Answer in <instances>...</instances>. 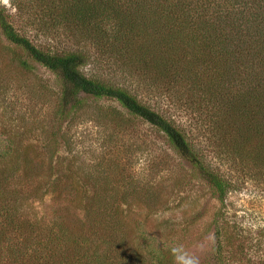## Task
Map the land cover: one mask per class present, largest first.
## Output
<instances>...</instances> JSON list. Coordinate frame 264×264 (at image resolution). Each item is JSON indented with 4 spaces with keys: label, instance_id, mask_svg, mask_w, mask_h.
Instances as JSON below:
<instances>
[{
    "label": "trees",
    "instance_id": "16d2710c",
    "mask_svg": "<svg viewBox=\"0 0 264 264\" xmlns=\"http://www.w3.org/2000/svg\"><path fill=\"white\" fill-rule=\"evenodd\" d=\"M22 2L40 7L39 14L54 27H62L73 47L36 45L0 9L2 34L25 55L17 59L21 67L30 70L27 59L36 62L59 83L53 109L57 129L45 142V164L24 157L17 165L0 167V264H174L169 247L156 243L147 222L128 203L121 205L128 194L138 204L150 205V186L131 192L108 187L113 180L107 170L82 176L92 183L90 191L58 187L52 171L59 150L55 137L61 133L67 144L61 123L76 120L89 99L116 100L129 116L116 118L114 113L115 122L140 119L164 133L223 202L231 183L195 153L170 118L141 101L127 85L88 76L82 68L95 50L150 85L189 84L215 105L216 141L264 172V0H10L16 8ZM10 150V146L0 149V163L9 160ZM18 169L25 179L38 182L27 198L53 193L47 216L32 219L23 213L26 197L19 196L12 184ZM62 176L74 179V172L68 168ZM213 259L214 264H223L219 240Z\"/></svg>",
    "mask_w": 264,
    "mask_h": 264
},
{
    "label": "rangeland",
    "instance_id": "374dc122",
    "mask_svg": "<svg viewBox=\"0 0 264 264\" xmlns=\"http://www.w3.org/2000/svg\"><path fill=\"white\" fill-rule=\"evenodd\" d=\"M22 4L16 8L10 0H0V9L20 34L41 47H73L62 27H54L52 21L39 14L40 7ZM92 52L91 62L82 68L86 75L127 85L141 101L170 118L195 153L197 150L210 168L231 183L230 189L221 202L210 185L171 147L164 133L140 119L115 122L112 114L116 113V118L129 115L116 100L107 98L89 99L76 120L61 123L68 142L64 144L60 132L55 137L59 150L52 171L58 187L79 186L90 191L92 183L84 182L82 176L108 170L113 180L108 187L131 192L132 188L150 186V205L138 204L131 194L121 205L128 203L130 210L147 222L158 245L169 249L182 245L198 257L199 264H214L219 240L223 264H264V172L216 141L212 132L215 105L187 83L173 87L150 85L138 74H126L113 58ZM18 58H25L23 51L0 30V149L12 148L7 153L9 160L0 167L7 168L24 157L45 164V142L57 129L53 109L59 83L55 75L28 59L32 68L23 69ZM110 166L115 170L111 171ZM68 168L74 172V179L60 177ZM22 174L16 170L12 184L19 196L26 197L36 190L38 182ZM53 198L51 192L41 198L26 197L22 211L32 219L45 213L47 216Z\"/></svg>",
    "mask_w": 264,
    "mask_h": 264
},
{
    "label": "clouds",
    "instance_id": "9594fccd",
    "mask_svg": "<svg viewBox=\"0 0 264 264\" xmlns=\"http://www.w3.org/2000/svg\"><path fill=\"white\" fill-rule=\"evenodd\" d=\"M170 254L174 258V264H199L198 257L187 252L182 245L172 247Z\"/></svg>",
    "mask_w": 264,
    "mask_h": 264
}]
</instances>
